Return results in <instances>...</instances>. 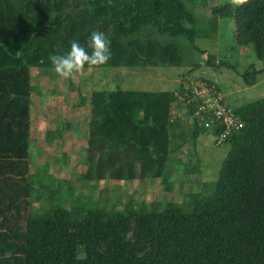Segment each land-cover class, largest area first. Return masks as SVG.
Listing matches in <instances>:
<instances>
[{"label":"trees","instance_id":"obj_1","mask_svg":"<svg viewBox=\"0 0 264 264\" xmlns=\"http://www.w3.org/2000/svg\"><path fill=\"white\" fill-rule=\"evenodd\" d=\"M197 1L0 0V264H264V97L234 108L244 126L220 145L229 150L215 183L197 180L198 189L184 193L172 181L177 173L192 183L190 175L201 165L172 156L225 127L215 122L206 128L195 115L189 84L198 79V64L172 91L94 89L80 94L78 103L90 101L89 123L102 134L101 146L108 138L113 142L100 156L89 154L84 179L160 178L164 194H180V203L129 200L117 210L97 200L68 208L54 204L60 186L33 179L32 69L56 75L49 56L67 53L73 40L87 48L97 30L110 40L111 59L84 70L152 71L183 65L181 47L171 39L188 40L200 52L195 40L213 37L220 19L231 18L238 45H253L264 61V0L213 6L202 24L190 8ZM214 60L210 55L206 62ZM261 73L264 67L253 63L245 83L256 84ZM70 128L66 123L64 129ZM64 129H55L53 137L62 139ZM44 198L52 204L42 209Z\"/></svg>","mask_w":264,"mask_h":264},{"label":"rangeland","instance_id":"obj_2","mask_svg":"<svg viewBox=\"0 0 264 264\" xmlns=\"http://www.w3.org/2000/svg\"><path fill=\"white\" fill-rule=\"evenodd\" d=\"M227 1L229 0H199L191 4L190 8L194 11L198 24H202L211 16L213 6L222 5ZM234 29L235 22L231 18L220 19L218 33L213 37H200L195 40L200 47V52L192 49V43L188 40L181 43L177 39H171L181 47L183 53L184 63L180 67H158L153 68L152 71L127 68L88 69L75 74L70 79H64L57 74L52 76L51 73L42 72L37 68L32 69L34 88L32 90L31 167L36 183H44L52 189L61 187L59 197L54 204H63L71 208L76 204L95 205V202L100 200L108 201V208L115 206V209L123 210L129 200L140 203L142 200L164 199V202L176 200L180 203L183 198L180 194H164L160 178L103 179L97 183L92 179H84L82 173L86 172L88 164L85 161L88 160L89 154L100 156L102 147L106 150L113 149V142L108 138L106 145L101 146L102 134L94 130L89 123L90 101L85 107H81L78 104L79 96L80 94L90 96L94 89L117 87L172 91L178 87L181 75L194 64H198L200 66L194 70V77L213 79L222 88L230 105L238 107L264 97V73L259 77L257 85L249 87L244 80L247 67L254 63L257 68H262L264 61L257 58L253 45H238L233 36ZM210 55L215 59V64L209 65L206 62ZM220 60L228 64L217 65V61ZM66 123L71 124L69 130L64 129ZM57 128L64 129L62 139L53 137V131ZM214 139L212 133L202 134L196 146L189 142L181 148V153L172 156V159L180 158L183 163L190 158L193 167L196 162L201 163L200 171H194L190 175L189 179L192 183L187 182L184 176L177 173L172 175V181L178 191L182 190L186 193L197 190L198 187L194 183L197 180L205 179L209 183H215L221 161L229 150V145L218 146ZM197 156L201 161H196ZM94 184L97 187L91 188ZM105 188L109 190L101 193V190ZM211 191H214L213 185L209 188V193ZM121 200L123 203H120ZM39 203L42 209L52 204H48L45 198ZM35 209H37L36 204Z\"/></svg>","mask_w":264,"mask_h":264},{"label":"built area","instance_id":"obj_3","mask_svg":"<svg viewBox=\"0 0 264 264\" xmlns=\"http://www.w3.org/2000/svg\"><path fill=\"white\" fill-rule=\"evenodd\" d=\"M189 89L196 101L195 115L202 118L204 126L210 128L215 122L224 124V131L215 137L217 145L227 142L233 132L243 128L244 122L216 83L198 78L190 82Z\"/></svg>","mask_w":264,"mask_h":264},{"label":"clouds","instance_id":"obj_4","mask_svg":"<svg viewBox=\"0 0 264 264\" xmlns=\"http://www.w3.org/2000/svg\"><path fill=\"white\" fill-rule=\"evenodd\" d=\"M232 5L242 6L247 0H229ZM88 49H91L89 52ZM111 59L110 40L102 31H92L87 48L78 41L71 42L70 50L65 54H50L49 60L54 72L64 79L72 78L89 67L106 64Z\"/></svg>","mask_w":264,"mask_h":264},{"label":"crops","instance_id":"obj_5","mask_svg":"<svg viewBox=\"0 0 264 264\" xmlns=\"http://www.w3.org/2000/svg\"><path fill=\"white\" fill-rule=\"evenodd\" d=\"M243 54V53H242ZM258 68H260V67H258ZM261 74H263V73H261ZM261 74H259L258 75V81H259V77L261 76ZM180 81V80H179ZM254 85H257V83L256 84H254ZM218 86H219V84H218ZM250 87V86H249ZM219 88H220V90L222 91V88L219 86ZM223 92V91H222ZM228 102V101H227ZM229 103V102H228ZM230 104V103H229ZM241 105H243V104H241ZM240 105V106H241ZM231 106H233V105H231ZM234 108H237V106H233ZM239 107V106H238ZM176 112H178V111H176ZM185 112V111H184ZM181 113V112H180ZM201 138V136L198 138V140ZM214 141H215V139H214ZM205 143V142H204ZM205 145H206V143H205ZM196 146V145H195ZM199 161H201V159L199 160ZM205 179H203V181H204Z\"/></svg>","mask_w":264,"mask_h":264}]
</instances>
